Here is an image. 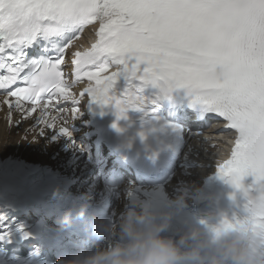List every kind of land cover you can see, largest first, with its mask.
Segmentation results:
<instances>
[{
	"label": "snow or ice",
	"instance_id": "snow-or-ice-1",
	"mask_svg": "<svg viewBox=\"0 0 264 264\" xmlns=\"http://www.w3.org/2000/svg\"><path fill=\"white\" fill-rule=\"evenodd\" d=\"M95 24L96 42L72 61L76 80L95 82L85 90L93 102H114L118 114L142 105L137 94L116 99L109 92L122 67L140 71L143 65L139 78L145 85L165 95L187 89L234 130L231 157L217 168L221 178L241 190L245 176L264 181V0H0V90L9 119L8 97L16 98L17 111H24L21 101L33 105L26 119L56 94L70 98L61 65ZM72 112L79 117L78 107ZM48 117L41 108L37 123L54 128L55 118ZM59 132L71 135L67 127ZM244 192L246 221L264 232V186L256 198ZM233 226L224 221V227Z\"/></svg>",
	"mask_w": 264,
	"mask_h": 264
},
{
	"label": "clouds",
	"instance_id": "clouds-1",
	"mask_svg": "<svg viewBox=\"0 0 264 264\" xmlns=\"http://www.w3.org/2000/svg\"><path fill=\"white\" fill-rule=\"evenodd\" d=\"M179 203L184 206L183 198ZM84 213L82 207L77 215ZM218 215L210 213L204 228L192 226L177 239L164 235L171 212H157L148 203L133 201L116 226L93 219L91 234L105 240L107 247L61 258L57 264H264V232L246 220L233 227H224L227 219L212 224ZM70 217L69 212L63 218L64 227L70 226Z\"/></svg>",
	"mask_w": 264,
	"mask_h": 264
},
{
	"label": "bare ground",
	"instance_id": "bare-ground-1",
	"mask_svg": "<svg viewBox=\"0 0 264 264\" xmlns=\"http://www.w3.org/2000/svg\"><path fill=\"white\" fill-rule=\"evenodd\" d=\"M20 116V113L12 111L9 119V111L4 108L0 111V159L11 156L32 163L52 164L49 161V156L55 152L56 145L49 144L45 139L36 136L34 129H28L33 119H21ZM224 149L225 143L220 142L217 150H211L209 154L198 161L206 165L208 164L206 161L208 155H215L216 152H221ZM208 172L205 169L195 170L192 172V177L186 181L191 184V180H200Z\"/></svg>",
	"mask_w": 264,
	"mask_h": 264
},
{
	"label": "rangeland",
	"instance_id": "rangeland-1",
	"mask_svg": "<svg viewBox=\"0 0 264 264\" xmlns=\"http://www.w3.org/2000/svg\"><path fill=\"white\" fill-rule=\"evenodd\" d=\"M214 157H215V155H213V154L208 155L206 158L207 163H212Z\"/></svg>",
	"mask_w": 264,
	"mask_h": 264
}]
</instances>
